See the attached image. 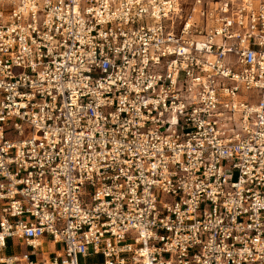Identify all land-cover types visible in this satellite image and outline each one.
Masks as SVG:
<instances>
[{
  "label": "built area",
  "instance_id": "obj_1",
  "mask_svg": "<svg viewBox=\"0 0 264 264\" xmlns=\"http://www.w3.org/2000/svg\"><path fill=\"white\" fill-rule=\"evenodd\" d=\"M0 264H264V0H0Z\"/></svg>",
  "mask_w": 264,
  "mask_h": 264
},
{
  "label": "crops",
  "instance_id": "obj_2",
  "mask_svg": "<svg viewBox=\"0 0 264 264\" xmlns=\"http://www.w3.org/2000/svg\"><path fill=\"white\" fill-rule=\"evenodd\" d=\"M10 244V243H9ZM8 244V245H9ZM15 244H10V246H14ZM24 247V251H20V250H12L10 252H8L6 255H10V254H20V253H24L28 250V248H26L24 245H22ZM8 247V246H7ZM20 247V246H19ZM41 250H42V254H44L45 256H50L56 249H60L61 245L60 244H54L49 240L48 236H45L42 241H41ZM36 258H39V254L36 255Z\"/></svg>",
  "mask_w": 264,
  "mask_h": 264
},
{
  "label": "rangeland",
  "instance_id": "obj_3",
  "mask_svg": "<svg viewBox=\"0 0 264 264\" xmlns=\"http://www.w3.org/2000/svg\"><path fill=\"white\" fill-rule=\"evenodd\" d=\"M13 243L15 244L14 246H10V244H9V242H8V247H7V249H6V254L8 253V252H10V251H12V250H20V251H24V247L23 246H18V244H16L17 242L15 241V240H13ZM95 258H88L87 260H94Z\"/></svg>",
  "mask_w": 264,
  "mask_h": 264
}]
</instances>
